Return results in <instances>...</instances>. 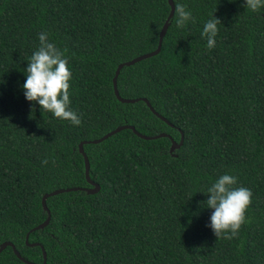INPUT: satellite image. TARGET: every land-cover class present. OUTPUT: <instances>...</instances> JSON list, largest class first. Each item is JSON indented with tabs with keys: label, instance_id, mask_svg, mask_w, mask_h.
<instances>
[{
	"label": "trees",
	"instance_id": "obj_1",
	"mask_svg": "<svg viewBox=\"0 0 264 264\" xmlns=\"http://www.w3.org/2000/svg\"><path fill=\"white\" fill-rule=\"evenodd\" d=\"M173 2L195 19L178 29L173 14L160 51L116 81L122 97L147 98L164 120L142 100L119 101L112 79L119 63L156 48L167 0H0V243L36 264L40 245L45 264H264V8ZM212 13L220 23L209 49L201 31ZM42 30L69 57L79 125L24 97L23 68ZM124 124L169 137L125 128L83 144L99 190L47 197L50 220L30 231L47 216L45 192L90 187L78 142ZM224 172L252 191L231 238L208 227L203 192ZM0 264L26 263L7 245Z\"/></svg>",
	"mask_w": 264,
	"mask_h": 264
},
{
	"label": "clouds",
	"instance_id": "obj_2",
	"mask_svg": "<svg viewBox=\"0 0 264 264\" xmlns=\"http://www.w3.org/2000/svg\"><path fill=\"white\" fill-rule=\"evenodd\" d=\"M244 8L251 12L259 11L264 8V0H244ZM174 15L175 25L178 29H182L195 19L191 10L184 3H176ZM219 23V18L212 13L203 24L201 36H206V47L209 49L215 47ZM48 36L49 33L46 30L38 33L39 46L31 53L23 68L25 79L21 87L24 97L28 101L36 102L40 109L51 113L52 116L67 120L72 125H79L81 123L80 115L69 107V82L72 79L69 57L65 55L63 49L50 41ZM97 138L81 141L93 143L90 141ZM47 163V157L41 160V164ZM236 183L235 175L224 172L210 183L206 191H203L207 194L204 200L205 206L212 210L208 227L212 229L216 237L223 235L226 238H231L235 236L241 225L247 220L245 210L251 202L252 191L245 186L233 187Z\"/></svg>",
	"mask_w": 264,
	"mask_h": 264
},
{
	"label": "water",
	"instance_id": "obj_3",
	"mask_svg": "<svg viewBox=\"0 0 264 264\" xmlns=\"http://www.w3.org/2000/svg\"><path fill=\"white\" fill-rule=\"evenodd\" d=\"M168 2V5L170 7V10H169V13L163 23V26L159 32V38H158V43H157V46L155 49L149 51V52H146V53H143V54H140L138 56H135L134 58L130 59V60H127V61H124V62H121L117 65L116 69H115V72H114V76H113V79H112V82H113V90H114V94L115 96L117 97V99L121 102H124V103H134L138 100H142L146 103V105L150 108V110L158 117L162 118L165 120L164 117H162L159 113H157L153 107L151 106V104L149 103L148 99L145 98V97H139V98H124L122 97L118 90H117V87H116V81H117V76L120 72V70L124 67V66H129V65H132L142 59H145V58H148V57H151L155 54H157L159 51H160V48H161V45H162V39L165 35V32L167 30V27H168V24H169V19L172 17V15L174 14V9H175V5H174V2L173 0H167ZM125 128H129L131 130H133V132L143 138V139H155L157 137H161V136H168L167 133H160L158 135H155V136H148V135H145V134H142L140 132H138L133 125H129V124H124V125H119L117 126L116 128H114L113 130L105 133L103 136L97 138V139H94L90 142H100L102 140H104L105 138L111 136L112 134H114L115 132H118L122 129H125ZM89 142V141H88ZM183 142V134L181 133V136H180V140L179 142H176L175 140H171V145H170V151H173L175 148H178ZM85 143V141H81L79 144H78V150L79 152L82 154L83 156V159H84V169H85V179L86 181L90 184V187H79V186H74V187H67V188H57L55 190H52L50 192H45L42 197H41V205H42V208L44 211H46L47 213V216L45 218L44 221H42L41 223L37 224L36 226H34L30 231H34V230H37V229H42L43 227H45L49 220H50V210L48 209L47 205H46V199L47 197L49 196H52V195H56V194H59V193H62V192H67V191H72V190H82V191H85L86 193H95L99 190V185L97 182H94L93 180H91L90 178V175H89V168H90V164H89V161H88V158H87V155L85 154V152L83 151V144ZM29 231V232H30ZM29 232L26 233V236H25V241L26 243H28V236H29ZM39 243L38 242H32V243H29L30 246H34V245H38ZM7 245H11L13 247V251L15 253V255L21 260L23 261L24 263L26 264H36L32 261H29L27 259H25L24 257H22L20 255V253L18 252L17 249H15V247L13 246V244L9 241H3L2 243H0V252L7 246ZM41 247V250H42V257H43V261L40 263V264H45L46 263V258H47V255H46V251L45 249L43 248L42 245H40Z\"/></svg>",
	"mask_w": 264,
	"mask_h": 264
}]
</instances>
